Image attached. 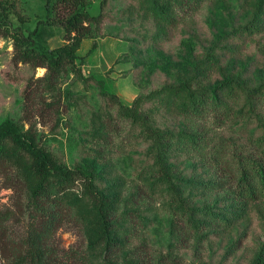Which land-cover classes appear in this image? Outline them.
I'll return each mask as SVG.
<instances>
[{"label": "rangeland", "instance_id": "obj_1", "mask_svg": "<svg viewBox=\"0 0 264 264\" xmlns=\"http://www.w3.org/2000/svg\"><path fill=\"white\" fill-rule=\"evenodd\" d=\"M84 1L82 9L100 17L56 73L45 61L15 58L66 44L57 21L31 34L46 19V0H18L24 21L0 15V126L10 123L75 177L64 194V221L47 243L51 263L264 258V196L244 202L236 195L246 188L235 182L210 187L218 172L210 156L221 143L237 158L258 154L251 139L264 137L261 0H194L192 7L190 0ZM29 34L33 44L22 41ZM4 144L5 254L1 237L10 246L24 241L36 177L27 173L32 150ZM103 203L111 214L106 227ZM0 264H7L2 256Z\"/></svg>", "mask_w": 264, "mask_h": 264}, {"label": "trees", "instance_id": "obj_2", "mask_svg": "<svg viewBox=\"0 0 264 264\" xmlns=\"http://www.w3.org/2000/svg\"><path fill=\"white\" fill-rule=\"evenodd\" d=\"M84 2V0H53L52 2L46 0V19L38 20L31 34L38 36L43 29L40 26L57 21L63 27V39L66 44L41 55L27 48L25 51L18 53L15 58L24 61L35 60L36 66L42 65L45 61L47 69L51 73H56V68L60 65L62 58L73 59L75 57L74 50L81 40L90 34L92 24L100 17V14L91 16L83 10ZM193 2L194 0H190V7H192ZM102 3L103 1H101ZM259 5V10L264 8V0H261ZM20 9L18 0H0V15L5 20H7L9 13H14L20 21H24L26 15ZM53 9H56V17L51 20L50 11ZM159 16H162V14L159 13ZM167 20L172 21L169 17H167ZM31 34L23 36L22 41L26 44H33L34 38ZM28 85H30V82H28ZM184 87L183 85L180 88ZM27 91L28 89L25 91V98L28 97ZM6 139L12 141L19 148L27 147L32 150L35 161L32 169H27V173L29 176L35 175L36 182L30 184L33 208L28 214L24 241L19 246H10L1 237V248L3 250L7 248L8 252L4 254L1 250L0 257L5 258L7 264H53L50 261V249L47 243L64 221V194L75 180L74 173L68 168L53 163L41 150L32 148L25 140L24 135L7 122L0 126V172L3 171L4 156L7 153L4 144ZM263 142L264 137L251 139V144L258 151V154L238 155L237 158L235 155L228 158V147L221 143L219 148L210 156L211 163L218 170L216 182L212 183L210 187L224 190L229 187V184L235 182L236 186L246 188L243 189L244 192H238L236 195L244 202L264 196ZM201 149V155L206 160L204 150ZM54 184L55 187L51 189ZM110 218V210L104 203L101 204L100 219L105 227ZM252 264H264V258L258 256Z\"/></svg>", "mask_w": 264, "mask_h": 264}]
</instances>
